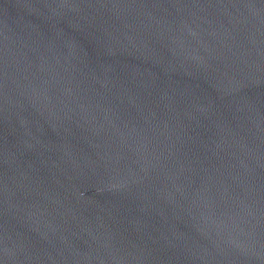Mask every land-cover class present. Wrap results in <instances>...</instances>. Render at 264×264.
<instances>
[{
	"label": "water",
	"instance_id": "obj_1",
	"mask_svg": "<svg viewBox=\"0 0 264 264\" xmlns=\"http://www.w3.org/2000/svg\"><path fill=\"white\" fill-rule=\"evenodd\" d=\"M0 264H264V0H0Z\"/></svg>",
	"mask_w": 264,
	"mask_h": 264
}]
</instances>
